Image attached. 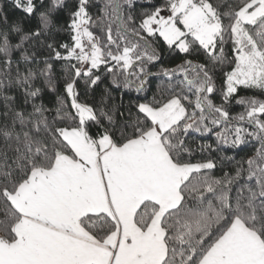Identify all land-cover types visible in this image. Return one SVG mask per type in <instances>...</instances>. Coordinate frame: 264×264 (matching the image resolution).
Listing matches in <instances>:
<instances>
[{
  "label": "snow or ice",
  "instance_id": "1",
  "mask_svg": "<svg viewBox=\"0 0 264 264\" xmlns=\"http://www.w3.org/2000/svg\"><path fill=\"white\" fill-rule=\"evenodd\" d=\"M251 90L264 0H0V264H264ZM193 133L254 154L215 177Z\"/></svg>",
  "mask_w": 264,
  "mask_h": 264
},
{
  "label": "trees",
  "instance_id": "2",
  "mask_svg": "<svg viewBox=\"0 0 264 264\" xmlns=\"http://www.w3.org/2000/svg\"><path fill=\"white\" fill-rule=\"evenodd\" d=\"M69 4L71 5V0H69ZM5 13L9 17V22L18 20L21 18L22 14L18 11L13 9L10 6V3L5 4L4 8ZM64 14L61 15V18L59 19V23H64ZM35 21L32 20L30 22H26V27H32L34 26ZM59 39H65L66 37L64 34H61ZM174 63H179V61L173 62L170 57L167 55L164 56L163 64L164 66H174ZM160 65H157L156 67L152 68L151 70L153 72H156ZM221 77H217V84L219 86ZM161 87V79L157 77L150 78V82L148 85L149 88V95H156L157 90ZM242 95H255L258 99H264V94H261L258 90H251L247 92L241 93ZM112 97L113 100L111 101L114 105H119L121 103V90L120 89H113L112 90ZM46 98V102H47ZM130 97L128 95H124L123 97V103L124 105L128 104ZM218 102V101H217ZM243 108L239 105H236L233 103L230 106V112L233 116L237 115L238 113L242 112ZM189 143L192 145L194 149V158L195 160H200L203 158H212L217 162V168L211 173V175L215 177H222L224 172H230L235 168V161H239L241 159H247L248 157L252 156L254 145L249 143L244 146H242V150L240 149H232L229 146H224L222 144L218 145L217 139L215 135L209 134L206 136H201L199 134L193 133L189 139ZM210 145L211 148H208L207 146ZM204 146L205 150L203 152L200 151V147ZM229 157L234 158L230 162L228 159Z\"/></svg>",
  "mask_w": 264,
  "mask_h": 264
}]
</instances>
